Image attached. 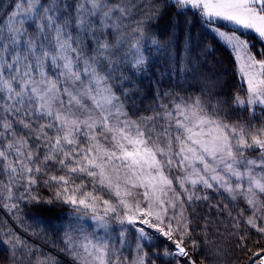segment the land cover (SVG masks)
I'll use <instances>...</instances> for the list:
<instances>
[{
  "label": "snow or ice",
  "instance_id": "1",
  "mask_svg": "<svg viewBox=\"0 0 264 264\" xmlns=\"http://www.w3.org/2000/svg\"><path fill=\"white\" fill-rule=\"evenodd\" d=\"M165 8L191 13L230 49V99L200 71L210 46L151 30ZM249 31L264 42V0H0V207L56 213L59 226H34L62 231L73 264H197L189 245L201 249L210 222L196 239L185 213L209 191L245 205L246 218L214 206L234 231L242 223L264 237V49L253 51ZM149 73L170 87L155 90L150 114H130ZM198 76L188 94L179 80ZM0 231L4 264H55ZM160 238L173 246L152 251ZM250 264H264V248Z\"/></svg>",
  "mask_w": 264,
  "mask_h": 264
},
{
  "label": "trees",
  "instance_id": "2",
  "mask_svg": "<svg viewBox=\"0 0 264 264\" xmlns=\"http://www.w3.org/2000/svg\"><path fill=\"white\" fill-rule=\"evenodd\" d=\"M3 3L10 4L11 0H3ZM177 19L179 20L178 32L174 26ZM186 20L191 21V23L186 24ZM151 30L157 34V37L162 42L172 39L175 35L177 37L176 42L179 43L190 32L194 44L210 46L213 49L210 54L201 53L203 63L199 66L200 71L210 80L217 82L215 91L222 93L221 99L228 100L231 98V94L235 93L239 85L236 74L232 71L234 68L233 58L224 49V46H221L214 39L213 33L204 27L199 19L191 13L186 17H177L173 8H165L164 14L152 24ZM142 79L144 83L140 86V94L131 97L128 102L130 114H150L147 109L154 104L155 90L159 88L160 91H164L170 87L167 80L161 85H157L155 80L151 78L150 73L142 77ZM197 79L200 83L193 81L191 82V87H189V82L184 79H180L179 83L183 84V87L188 90V94H193L204 83L201 77L198 76ZM176 83L175 79L172 80L171 86L175 87ZM179 90L177 89V91ZM227 111L233 119L244 120L248 116L244 112L235 113L232 109ZM208 195L210 197L208 201L196 202L191 207H188L185 213L192 220V227L196 229L193 233L196 239H200L205 221L210 222L207 228V240L202 243L201 249L193 251L191 245H189L192 258L197 264H250L251 254L264 248V237L256 233L255 230L249 231L242 223L240 228L234 231L227 212L218 214L214 207L215 205L226 204L228 209L232 210V216H236L238 212L244 209V217L246 218L248 212L245 209V205L241 201L233 204L227 198L226 193L221 194L209 191ZM23 211V216L19 214L13 216L7 209L0 207V229H12L17 232L21 238L27 241L29 247L37 251V256L39 257H51L54 259L55 264H73L72 257L64 251L65 245L62 231H57L53 228L41 231L40 228L34 226L32 217L52 220L59 226V222L56 221V213H46L43 210L38 212L31 208H24ZM64 211H67V209H64ZM21 219L23 220L22 224L20 223ZM2 235L3 232L0 231V236ZM241 235L247 236L246 247L249 250L247 252L238 246L239 236ZM153 244L152 251L163 250L166 247L171 248L173 246L171 241H167L164 238L153 241ZM125 255H128V253L125 252ZM9 256L10 253L7 248L4 245H0V264H4ZM157 264H162V262L158 260Z\"/></svg>",
  "mask_w": 264,
  "mask_h": 264
},
{
  "label": "rangeland",
  "instance_id": "3",
  "mask_svg": "<svg viewBox=\"0 0 264 264\" xmlns=\"http://www.w3.org/2000/svg\"><path fill=\"white\" fill-rule=\"evenodd\" d=\"M231 27H232L231 25H228V26H226V27H222V30L227 31L228 28H231ZM212 33H213V32H212ZM212 35H213L214 39H215L217 42L220 43L221 46H222V45L224 46V49H225L229 54H231V56H232V58H233V55H232L230 49L227 48L222 42H220V41L215 37V34H214V33H213ZM244 35H245V38H247V39L250 41L253 51H259V50H261V49H264V42H262L261 40H259V39L256 37V35H255L254 33H252V32L249 31V32H246ZM232 71L236 74V79L238 80L237 67H236L235 64H234V68H233ZM220 80H221V79H220ZM218 81H219V80H218ZM220 82H221V81H220ZM238 85H239V84H238Z\"/></svg>",
  "mask_w": 264,
  "mask_h": 264
}]
</instances>
